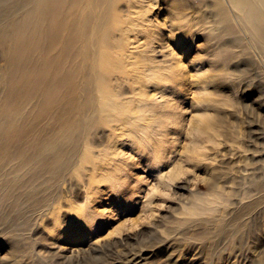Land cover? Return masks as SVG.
I'll return each instance as SVG.
<instances>
[{
  "label": "rangeland",
  "instance_id": "obj_1",
  "mask_svg": "<svg viewBox=\"0 0 264 264\" xmlns=\"http://www.w3.org/2000/svg\"><path fill=\"white\" fill-rule=\"evenodd\" d=\"M130 5L118 9L132 21L119 51L128 74L113 80L128 109L66 142L59 133L40 153L51 168L35 181L23 169L0 200V264H121L135 253L133 264H264L257 35L222 2L235 41L214 67L205 38L214 0ZM140 6L150 8L143 17ZM11 49L0 45V105Z\"/></svg>",
  "mask_w": 264,
  "mask_h": 264
},
{
  "label": "bare ground",
  "instance_id": "obj_2",
  "mask_svg": "<svg viewBox=\"0 0 264 264\" xmlns=\"http://www.w3.org/2000/svg\"><path fill=\"white\" fill-rule=\"evenodd\" d=\"M122 1L0 0V45L12 42V70L5 77L0 105V200L20 186L27 174L20 175L24 168H29L33 181L51 168L50 158H40V153L59 133L66 142L69 133L93 131L99 122L119 120L128 109L113 85L119 74H128L119 51L125 50L132 21L122 20ZM137 1L143 2L127 0L129 8ZM214 1V28L205 36L213 43V66L222 64L227 45L235 41L222 2L257 35L264 54V0ZM139 9L143 17L150 8ZM88 117L92 118L85 121ZM10 174L20 181L10 184ZM129 257L121 264H133L139 255Z\"/></svg>",
  "mask_w": 264,
  "mask_h": 264
}]
</instances>
